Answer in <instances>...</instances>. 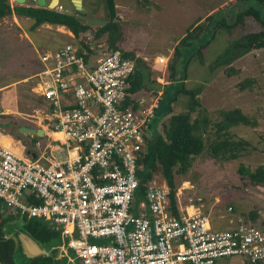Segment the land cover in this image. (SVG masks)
I'll list each match as a JSON object with an SVG mask.
<instances>
[{
  "label": "built area",
  "instance_id": "obj_1",
  "mask_svg": "<svg viewBox=\"0 0 264 264\" xmlns=\"http://www.w3.org/2000/svg\"><path fill=\"white\" fill-rule=\"evenodd\" d=\"M40 59L36 93L46 105L45 133L57 144L48 151L38 143L42 151L24 157L0 138L3 211L61 228L69 259L81 264H216L230 257L264 264L259 223L241 219L232 230H214L203 207L180 200L182 191L172 203L167 181L141 193V161L163 90L133 91L136 60L116 51L86 61L76 44ZM168 63L160 56L155 64ZM8 110L0 107V120Z\"/></svg>",
  "mask_w": 264,
  "mask_h": 264
},
{
  "label": "rangeland",
  "instance_id": "obj_2",
  "mask_svg": "<svg viewBox=\"0 0 264 264\" xmlns=\"http://www.w3.org/2000/svg\"><path fill=\"white\" fill-rule=\"evenodd\" d=\"M115 1L117 23L122 33L118 48L123 52L134 54L135 58L148 64L147 71L151 79L146 80V87L143 89L145 91L151 86L149 90L160 92L170 84L169 66L176 60L174 59L176 47L191 29L202 23L201 29L194 34L193 45L187 50L181 49L184 55L177 63L182 66L183 61L188 62L185 81L187 90L200 91L199 100L202 111L200 109L195 113L193 120L208 116L214 125L220 121L223 111L241 109L259 125L253 128H235L233 132L237 138L251 142L257 151L236 161L215 160L208 148L215 139L214 131H211L206 136L207 150L203 155L195 159L192 168L186 174L175 175V191L176 193L182 191L178 196L185 205H190L192 199L195 207H203L202 210L210 216L214 230H229L232 217L243 216V213L257 209L261 216L257 223L264 226V190L246 187L239 172L241 165L252 169L264 165V49L253 51L235 61L233 66L241 71L235 77L225 75L227 67L217 63L230 45L240 40L245 34L264 31V27L253 17L245 18L246 26H238L232 33L218 25L223 19L228 22L227 24L235 22L238 14L255 4L252 0H246L244 3L242 0ZM10 3L15 7L20 6L15 0H10ZM87 4L94 17L107 21L108 13L104 0H87ZM229 4L231 7L225 9ZM33 5L36 4L28 0L23 6ZM220 9L221 12L208 22L207 18ZM81 22L88 24L86 20L81 19ZM33 24V19L16 14L0 21V107L4 110L12 109L20 115L22 113V115L31 116L36 110L45 109L46 105L43 106V98L39 99L32 91L33 82L22 84L21 80L33 77L41 71L40 54L79 42L74 40V35L70 34L65 27L46 24L31 32ZM208 34L214 37L206 48H200L202 39L206 36L203 43L209 39ZM90 37V35H83L85 42L94 40ZM198 49L202 50L201 55L197 53ZM94 50L100 57L112 54L107 34L95 40ZM160 56L168 58L167 68L155 64L156 58ZM183 76L184 73L178 71L176 79L181 81L184 79ZM246 80H252L253 85L243 90L241 84ZM154 87L156 89H152ZM189 102L188 96L181 95L173 105L174 113L159 122L157 134L163 135L164 124L168 123L173 115L186 112ZM9 110L7 113L10 112ZM15 114L9 113L3 116L0 127L6 128L7 124L13 126L16 120H22ZM25 116L22 117L26 118ZM35 139L46 140V138L38 137ZM28 147L37 148L33 140ZM15 151L26 156V151L19 149ZM0 214L8 215L7 211L2 209ZM241 219L244 220L243 217L239 220L236 218L238 220L236 226L242 221ZM69 260H65L67 264ZM70 264L74 263L70 262ZM216 264L248 263L241 257H230L219 259Z\"/></svg>",
  "mask_w": 264,
  "mask_h": 264
},
{
  "label": "trees",
  "instance_id": "obj_3",
  "mask_svg": "<svg viewBox=\"0 0 264 264\" xmlns=\"http://www.w3.org/2000/svg\"><path fill=\"white\" fill-rule=\"evenodd\" d=\"M108 13L107 24L104 27L95 28L96 36L91 42H85L82 34H84L91 27L88 24H83L78 16L75 14H62L57 11L36 7L17 6L12 7L10 0H0V21L8 16L16 14L20 17H28L34 20L31 27V32L36 31L43 25L62 26L66 27L74 33L76 39L79 40L80 54L85 57L86 61L94 54V42L100 39L104 34L108 35L109 48L112 51L119 50L118 42L122 38L120 26L118 25V15L115 0H104ZM243 3L246 0H242ZM255 6H250L238 14L236 21L230 24L223 19L218 23L219 26L226 28L229 33H232L238 26L245 27V18L253 17L264 27V0H252ZM63 4V3H62ZM65 5V4H63ZM229 4L225 9L230 8ZM221 12V9L209 16L208 22ZM200 23V22H199ZM212 24V23H210ZM201 24L191 29L186 37L176 47L174 53L173 63L170 64V81L171 83L164 87L163 96L160 100L159 108L156 111V116L152 124V130L155 132L154 139L151 140L148 147V154L141 161L144 170L139 173L141 178V193H146L148 184L152 181H157L163 184L165 181L170 185L173 195L172 203L175 194V175L186 174L193 166L197 157L203 155L207 150L206 136L214 131L215 139L209 145V150L212 158L215 160L236 161L247 157L251 152L257 151L256 147L246 139H239L234 134L233 130L239 127H257V121L251 120L241 109H234L231 111H223L221 113L220 121L213 125V122L206 117H198L193 120V115L201 109V102L199 100L200 91H188L185 81L187 80L188 62L183 61L182 66H179L178 60L183 57L182 48H191L193 45L194 34L200 30ZM209 39L203 43L201 47L206 48L210 44V40L214 37L208 34ZM264 49V31L245 34L237 42L235 41L224 52V54L217 60L219 65L227 67L225 75L228 77H235L240 74V70L233 66V63L240 58L248 55L256 50ZM197 53L202 54V50L198 49ZM127 58H135L132 53L123 54ZM141 66L139 67L133 79V91H139L146 87V80L150 78L148 64L143 60H139ZM184 73V79L180 81L176 79L177 72ZM155 83V82H154ZM252 80H246L241 84L243 90L251 88ZM149 87H147L148 89ZM160 89V86H159ZM157 95V94H156ZM181 95H186L190 98L188 109L179 115H173L169 122L163 126V135L157 134L159 122L166 116L174 113V104L178 101ZM202 111V109H201ZM200 114V112H199ZM239 172L245 182L246 187L254 189L264 188V165L252 169L244 165L240 166ZM245 222H255L261 219L259 209L243 213ZM14 218H0V263L2 264H16L13 253L15 244L13 241L5 239L3 227ZM26 228L39 240H41L49 248L57 244L59 234L52 231L44 222L31 221L26 224ZM63 260L59 264H65ZM248 264H251L247 261ZM33 264H56L53 259L44 257L39 258Z\"/></svg>",
  "mask_w": 264,
  "mask_h": 264
},
{
  "label": "water",
  "instance_id": "obj_4",
  "mask_svg": "<svg viewBox=\"0 0 264 264\" xmlns=\"http://www.w3.org/2000/svg\"><path fill=\"white\" fill-rule=\"evenodd\" d=\"M20 6L25 5L27 0H15ZM41 8L46 7V0H37ZM60 4V0H52L49 7L50 10H54L56 6ZM73 8L76 10L78 16L87 17L88 14L83 12V0H74ZM91 26H104L105 21L91 19L89 21ZM23 132L39 136H43V131H37L29 128H23ZM149 147V146H148ZM147 147V149H148ZM31 221H39L34 218H23L17 215L13 220L7 222L3 227V232L6 240L13 241L14 248V261L16 264H33L37 259L48 257L53 259L56 264H59L63 260L72 258V252L65 248L64 234L61 228L53 227L52 225L45 223L52 231L59 234L57 244L49 248L41 240L37 239L27 228L26 224ZM73 262L74 264H81L74 260H69L68 264Z\"/></svg>",
  "mask_w": 264,
  "mask_h": 264
},
{
  "label": "crops",
  "instance_id": "obj_5",
  "mask_svg": "<svg viewBox=\"0 0 264 264\" xmlns=\"http://www.w3.org/2000/svg\"><path fill=\"white\" fill-rule=\"evenodd\" d=\"M40 55H39V59H40ZM133 59L137 61L138 69H139V67L141 66V63L139 62V59H137V58H133ZM40 61H41V59H40ZM41 71H42V69H41ZM41 71H40V73H41ZM38 75L39 74L37 73L33 77L24 78L23 80H21L22 84H23V82L24 83L33 82L34 85H33L32 91L34 92V94L37 97H39L38 94L36 93L37 92V88H39V86H38V80H39L38 79ZM13 84H16V83H13ZM149 89H151V86H149ZM152 89H156V88L154 87ZM39 99H40V97H39ZM42 102H43V106H44L45 103H44L43 99H42ZM42 108H44V107H42ZM42 110L43 109H41V108L36 110L35 114L32 115V116L28 115V114L22 115V113L20 115L19 112H16V111L14 112L12 109L9 110L10 111L9 113H11L13 115L16 113L15 115L17 117L20 116L22 118V120H20V121L16 120L17 122L14 121L16 124L13 125V126L7 124L6 128L2 129V127H0V138L3 139L4 143L7 146H9L12 150L15 151V149H19V150L26 151L25 155L27 157H36L37 153H39L42 150H48L49 151V149H46V147L48 145H51V146L55 145L57 143L53 142L54 140L50 139V137H48L46 135V133H45L44 124H45L46 121L42 118V114H41ZM25 115H27V117ZM22 116H25L26 118H23ZM14 122H12V123H14ZM23 128H29V129H33V130H37V131L42 130L44 135L43 136H39L38 134H36V135L29 134V133L23 132V130H24ZM37 137L38 138H46V140L45 141L36 140L35 138H37ZM32 140H33V144L37 147L36 148L37 150L36 149H31L30 147H28ZM38 143L42 144V150H41V148L40 149L38 148V146H37ZM18 154H20V153H18ZM26 156H24V157H26ZM256 190H264V188H259V189H256ZM253 207H254V205H253ZM262 209H263V207H262ZM261 212H263V210ZM243 216L241 215V216H237V217H232L230 219V223H229V226H230L229 230L234 229L236 227V222L240 218H242ZM236 218H238V220H236Z\"/></svg>",
  "mask_w": 264,
  "mask_h": 264
},
{
  "label": "flooded vegetation",
  "instance_id": "obj_6",
  "mask_svg": "<svg viewBox=\"0 0 264 264\" xmlns=\"http://www.w3.org/2000/svg\"><path fill=\"white\" fill-rule=\"evenodd\" d=\"M28 1V0H27ZM64 2L63 4H65V5H63L61 2ZM32 2L34 3V4H36V5H33V6H31V7H36V8H41L40 7V5L38 4V2H37V0H32ZM51 2H52V0H46V7L47 8H43V9H49V7H50V5H51ZM27 3V2H26ZM73 4H74V0H60V4L58 5V6H56V8H58L59 6H62L63 7V11H58V10H56V8L54 9V11H57L58 13H62V14H75L76 16H78L77 15V13H76V10L73 8ZM12 7L14 8L15 6H13L12 5ZM17 7V6H16ZM30 7V6H29ZM116 8H117V4H116ZM73 11V12H72ZM83 12L84 13H86V14H88V16L87 17H81V16H78V18L80 19V21H81V19L82 20H86L87 22H88V25L92 28V29H95V28H98V27H104L106 24H107V21H105L106 22V24L104 25V26H91L90 25V23H89V21L91 20V19H96V20H100V19H97L96 17H94V15H92V13H91V10H90V7L88 6V4H87V0H83ZM108 12V11H107ZM107 20H108V14H107ZM100 21H104V20H100ZM66 28V27H65ZM88 29L84 34H82V37H83V35H90L91 37L90 38H92V39H94L95 38V36H96V31H94V30H92V29ZM69 30V29H68ZM70 31V30H69ZM70 34H72V35H74V33L72 32V31H70ZM104 35H106V34H104ZM103 35V36H104ZM74 40H77L76 39V36L74 35ZM77 44L76 45H78V43L79 42H76ZM68 45V44H67ZM94 46V45H93ZM116 51H120V52H122L123 54H125L126 52H123V51H121L120 49L119 50H116ZM116 51H112V53L113 52H116ZM94 54L95 55H98V54H96V51L94 50ZM170 83H171V81H170ZM1 209V208H0ZM8 213V212H7ZM0 218L1 219H5V218H15V215H13L11 212H9L8 213V215H2V214H0ZM0 264H2V263H0ZM65 264H67V263H65Z\"/></svg>",
  "mask_w": 264,
  "mask_h": 264
}]
</instances>
